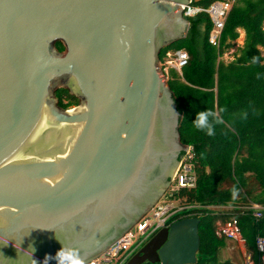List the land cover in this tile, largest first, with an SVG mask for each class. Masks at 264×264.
<instances>
[{"label":"water","instance_id":"obj_1","mask_svg":"<svg viewBox=\"0 0 264 264\" xmlns=\"http://www.w3.org/2000/svg\"><path fill=\"white\" fill-rule=\"evenodd\" d=\"M192 2L0 0V264H58L62 248L87 264L166 195L189 145L161 55ZM200 223L176 220L128 264L197 263Z\"/></svg>","mask_w":264,"mask_h":264},{"label":"trees","instance_id":"obj_2","mask_svg":"<svg viewBox=\"0 0 264 264\" xmlns=\"http://www.w3.org/2000/svg\"><path fill=\"white\" fill-rule=\"evenodd\" d=\"M215 1L193 0V4L209 8ZM188 18V36L165 48L161 55L164 59L169 50L182 48L190 53L183 74L171 70L170 84L184 114L182 141L194 147L198 183L175 195L185 204L200 207L194 209L197 214L187 210L176 218L194 214L201 219L202 244L195 264H237L235 255L227 256V238L217 234L219 222L234 219L241 225L248 249L259 260L263 253L257 241L264 236V213L255 218L248 209L227 210L225 206L264 205V55L259 47H264V0H236L219 46L210 42V13ZM240 27L246 30L245 45L241 55L227 63L220 58L226 47L236 45L229 40L239 37ZM57 46L65 49L62 42ZM56 95L64 108L80 103L66 88L58 89ZM205 110L214 112L221 121H213V135L197 130L193 124L197 113Z\"/></svg>","mask_w":264,"mask_h":264},{"label":"built area","instance_id":"obj_3","mask_svg":"<svg viewBox=\"0 0 264 264\" xmlns=\"http://www.w3.org/2000/svg\"><path fill=\"white\" fill-rule=\"evenodd\" d=\"M234 2L235 0L216 1L210 8L185 4L183 10L186 16H194L202 11L210 13L213 21L210 42L214 45H220L227 18L232 10ZM189 61V52L185 49H179L168 51L162 65L166 71L171 69L182 71V69L189 64ZM194 155V147L193 145H189L188 150L184 151L181 156L180 165L171 187V194L165 196L164 199L142 217L138 223L108 251L87 264H128L129 260L160 230L169 226L171 220L176 218L179 213L187 210L195 212L194 209L200 207L199 204L187 205L183 202L182 198L175 195V192H179L182 189H192L197 186L198 175L193 162ZM225 207L228 209V206ZM229 208L242 211L248 209L255 218H261L264 213V205L255 202L246 206L241 205L240 207L233 205ZM235 213H237L236 210ZM217 234L226 237L229 243L233 242V244L230 245L233 251L236 248L235 242L239 244L245 256L244 264H264V255H261V258L256 261L253 258V253L246 249V241L243 237L241 225L237 219L219 222ZM258 245L261 252H264V237L258 238Z\"/></svg>","mask_w":264,"mask_h":264},{"label":"clouds","instance_id":"obj_4","mask_svg":"<svg viewBox=\"0 0 264 264\" xmlns=\"http://www.w3.org/2000/svg\"><path fill=\"white\" fill-rule=\"evenodd\" d=\"M218 1H222V0H218ZM216 2V1H215ZM190 4H193V2L192 3H190ZM234 4H235V2H234ZM234 4H233V6H234ZM194 5V4H193ZM196 6H198V5H196ZM211 7V6H210ZM209 7V8H210ZM233 8V7H232ZM183 12H184V10H183ZM202 12H206V11H202ZM201 13V12H200ZM199 14V13H198ZM184 15H185V13H184ZM197 15V14H196ZM196 15H194V16H196ZM186 16V15H185ZM187 18L188 17H193V16H186ZM212 18V17H211ZM243 28V27H242ZM213 29V28H212ZM221 43V42H220ZM216 46H219V45H216ZM182 49H185V48H182ZM179 50V49H178ZM185 50H187V49H185ZM169 51H174L173 49L172 50H169ZM188 51V50H187ZM189 52V51H188ZM190 54V53H189ZM163 61H164V59H163ZM172 70V69H171ZM171 70H169V71H167V73H169V75H170V72H171ZM176 70V69H175ZM177 71H179V70H177ZM181 74H183V69H182V71H179ZM170 77H171V75H170ZM213 121H215V123H221V121H220V119L218 118V117H216V114L214 113V112H212L211 110H205V111H201V112H198L197 113V115H196V118H195V120L193 121V124H194V126H195V128L197 129V130H200V131H206L207 132V134L208 135H213L214 134V128H213ZM184 153V152H183ZM172 185H173V182H172V184H171V187H172ZM171 187H170V189L168 190V192L166 193V195L165 196H167L168 195V193L171 191ZM164 196V197H165ZM164 197L162 198V199H164ZM161 199V200H162ZM160 200V201H161ZM187 205H190V204H187ZM212 207H215V208H218L217 206H212ZM150 212V211H149ZM193 213V212H192ZM180 214V213H179ZM197 214V213H196ZM198 217L197 215H194V214H189V215H187V216H184V217ZM184 217H178V218H174V219H172L171 220V222H170V225L173 223V222H175L176 220H178V219H181V218H184ZM169 225V226H170ZM168 227V226H167ZM243 237H244V235H243ZM261 237H264V236H261ZM244 239H245V241H246V238L244 237ZM151 240V239H150ZM149 240V241H150ZM228 240V239H227ZM148 241V242H149ZM228 243H229V241H228ZM230 244V243H229ZM235 245H238L239 246V244L237 243V242H235ZM257 245H258V241H257ZM230 246V245H229ZM228 247V246H227ZM245 247H246V249L249 251V252H252L251 250H249L248 249V247H247V241L245 242ZM229 248V247H228ZM227 248V249H228ZM258 248H259V245H258ZM239 251H240V253L243 255V257H244V259H245V256H244V254H243V251H242V249L241 248H239L238 249ZM230 251L231 252H234L233 250H231L230 249ZM259 251L261 252V250H260V248H259ZM139 252V251H138ZM253 253V258H254V260H256V261H258V259L255 257V255H254V252H252ZM263 254L262 255H264V252H262ZM137 254V253H136ZM135 256V255H134ZM133 256V257H134ZM261 258V257H260ZM50 259H52V257H47L46 259H45V264H48V261L50 260ZM55 259L58 261V264H81V261H80V259H79V257H78V254L77 253H75V252H72V251H66L64 248H62L60 251H58V253L56 254V257H55ZM132 259V258H131ZM130 259V260H131ZM129 260V261H130ZM148 263V262H147ZM146 263V264H147ZM35 264H37V262L35 261ZM159 264H161V263H159ZM240 264H244V261H242V259H241V262H240Z\"/></svg>","mask_w":264,"mask_h":264},{"label":"rangeland","instance_id":"obj_5","mask_svg":"<svg viewBox=\"0 0 264 264\" xmlns=\"http://www.w3.org/2000/svg\"><path fill=\"white\" fill-rule=\"evenodd\" d=\"M235 2H236V0H235ZM242 30H243V28L242 27H240ZM263 28H264V24H263ZM245 30H243V36H245ZM239 33H241V32H239ZM242 35V34H241ZM240 36V35H239ZM240 39H241V37H238L236 40H233V41H231V40H229V42H235L236 43V45L235 46H233V47H226L225 49H224V53H223V56H222V59L223 60H225L227 63H230V62H232V61H235L237 58H238V56H240L241 55V49L242 48H240V49H237L238 47H237V44L238 45H240V46H242L243 45V42H240ZM246 42V41H245ZM179 43V42H178ZM177 45V44H176ZM175 45V46H176ZM179 45H180V43H179ZM174 46V45H173ZM260 47V49H261V51H262V54L264 55V47L263 46H259ZM235 48V50H233ZM240 50V51H239ZM164 53V52H163ZM163 56H164V54H163ZM172 73V72H171ZM170 73V74H171ZM233 206V204L232 205H229L228 206V209L227 210H229V209H232V208H229V207H232ZM221 211H225V210H223V209H221ZM233 244V242L232 243H228V249H226V252H227V256H229V255H235L234 257V261H235V263H240L241 262V259H242V261H244V257H243V255L240 253V251L238 250L240 247L238 246V245H236V248L234 249V252H231L230 251V249H231V247L229 246V245H232Z\"/></svg>","mask_w":264,"mask_h":264},{"label":"crops","instance_id":"obj_6","mask_svg":"<svg viewBox=\"0 0 264 264\" xmlns=\"http://www.w3.org/2000/svg\"><path fill=\"white\" fill-rule=\"evenodd\" d=\"M243 30H245V29L243 28ZM243 30H242L241 28H238V31L241 32V33H239V34H240L239 37H241L240 42H243V45L240 46V45L237 44V47H238L237 49L243 48L244 45H245V41H246V32H245V36H243ZM245 31H246V30H245ZM241 34H242V35H241ZM234 43H235V42H234ZM233 50H235V48H234ZM239 51H240V50H239ZM220 59H222V57H221Z\"/></svg>","mask_w":264,"mask_h":264},{"label":"flooded vegetation","instance_id":"obj_7","mask_svg":"<svg viewBox=\"0 0 264 264\" xmlns=\"http://www.w3.org/2000/svg\"><path fill=\"white\" fill-rule=\"evenodd\" d=\"M146 264V263H145Z\"/></svg>","mask_w":264,"mask_h":264}]
</instances>
